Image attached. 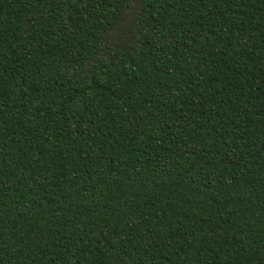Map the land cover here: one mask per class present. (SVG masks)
Instances as JSON below:
<instances>
[{"label":"trees","instance_id":"16d2710c","mask_svg":"<svg viewBox=\"0 0 264 264\" xmlns=\"http://www.w3.org/2000/svg\"><path fill=\"white\" fill-rule=\"evenodd\" d=\"M0 264H264V0H0Z\"/></svg>","mask_w":264,"mask_h":264}]
</instances>
